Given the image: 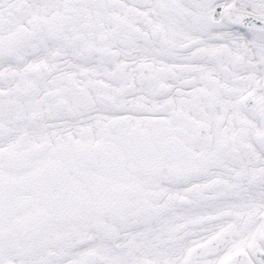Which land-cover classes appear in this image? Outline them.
<instances>
[{
  "label": "snow or ice",
  "instance_id": "snow-or-ice-1",
  "mask_svg": "<svg viewBox=\"0 0 264 264\" xmlns=\"http://www.w3.org/2000/svg\"><path fill=\"white\" fill-rule=\"evenodd\" d=\"M0 264H264V0H0Z\"/></svg>",
  "mask_w": 264,
  "mask_h": 264
}]
</instances>
